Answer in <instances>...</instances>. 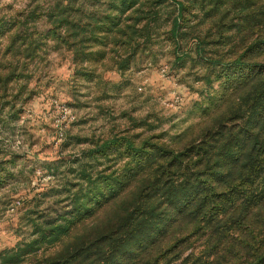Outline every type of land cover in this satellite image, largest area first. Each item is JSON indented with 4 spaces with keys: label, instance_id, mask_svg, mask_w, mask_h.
Wrapping results in <instances>:
<instances>
[{
    "label": "rangeland",
    "instance_id": "1",
    "mask_svg": "<svg viewBox=\"0 0 264 264\" xmlns=\"http://www.w3.org/2000/svg\"><path fill=\"white\" fill-rule=\"evenodd\" d=\"M0 264H264V0H0Z\"/></svg>",
    "mask_w": 264,
    "mask_h": 264
},
{
    "label": "trees",
    "instance_id": "2",
    "mask_svg": "<svg viewBox=\"0 0 264 264\" xmlns=\"http://www.w3.org/2000/svg\"><path fill=\"white\" fill-rule=\"evenodd\" d=\"M251 163H253V162H251Z\"/></svg>",
    "mask_w": 264,
    "mask_h": 264
}]
</instances>
